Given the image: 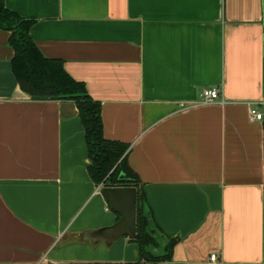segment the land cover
I'll return each mask as SVG.
<instances>
[{"label":"crops","instance_id":"0c3cea01","mask_svg":"<svg viewBox=\"0 0 264 264\" xmlns=\"http://www.w3.org/2000/svg\"><path fill=\"white\" fill-rule=\"evenodd\" d=\"M130 146L168 264H264V0H3ZM0 29V264H149L91 179L70 101L33 100ZM217 88L220 102L205 103Z\"/></svg>","mask_w":264,"mask_h":264},{"label":"trees","instance_id":"16d2710c","mask_svg":"<svg viewBox=\"0 0 264 264\" xmlns=\"http://www.w3.org/2000/svg\"><path fill=\"white\" fill-rule=\"evenodd\" d=\"M35 23L36 19L20 16L0 0V29L11 33L9 42L15 52L11 65L20 88L33 100L75 104L85 130L90 159L88 172L92 181L103 188L137 189L138 236L130 240L138 245L141 260L145 263L168 264L177 240L170 239L163 253L154 252L162 243L161 232L154 226L141 181L128 165L130 146L105 138L101 103L88 94L83 82L76 81L66 72L62 61L43 56L30 35Z\"/></svg>","mask_w":264,"mask_h":264},{"label":"water","instance_id":"95a60500","mask_svg":"<svg viewBox=\"0 0 264 264\" xmlns=\"http://www.w3.org/2000/svg\"><path fill=\"white\" fill-rule=\"evenodd\" d=\"M101 194L120 219L111 227H107L87 236L91 240L113 242L128 237L138 236V191L134 187L103 188Z\"/></svg>","mask_w":264,"mask_h":264},{"label":"built area","instance_id":"2783aa9c","mask_svg":"<svg viewBox=\"0 0 264 264\" xmlns=\"http://www.w3.org/2000/svg\"><path fill=\"white\" fill-rule=\"evenodd\" d=\"M203 102L214 103L220 102V93L217 88H207L201 93ZM251 121H263L264 114L260 112L257 108H252L250 111ZM217 254H211L209 259V264H218Z\"/></svg>","mask_w":264,"mask_h":264},{"label":"rangeland","instance_id":"374dc122","mask_svg":"<svg viewBox=\"0 0 264 264\" xmlns=\"http://www.w3.org/2000/svg\"><path fill=\"white\" fill-rule=\"evenodd\" d=\"M163 250H164L163 249V245H162V243H160L159 247L154 249V252L157 253V254L158 253H163Z\"/></svg>","mask_w":264,"mask_h":264}]
</instances>
